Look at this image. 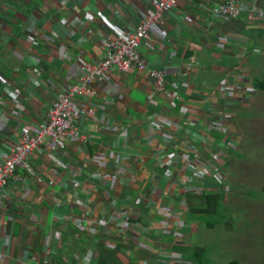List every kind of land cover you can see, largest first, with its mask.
Listing matches in <instances>:
<instances>
[{
    "label": "crops",
    "instance_id": "0c3cea01",
    "mask_svg": "<svg viewBox=\"0 0 264 264\" xmlns=\"http://www.w3.org/2000/svg\"><path fill=\"white\" fill-rule=\"evenodd\" d=\"M62 1L0 0V76L11 92L0 84V164L9 139L40 124L58 93L76 83L75 74L104 59L106 37L133 30L141 13L152 10L149 0ZM225 1L182 0L142 44L149 70L165 75L162 92L148 71H113L98 94L84 100L97 111L77 120L87 140L67 141L63 151L48 143L34 155L29 163L42 184L19 172L0 200V264H169L176 252L196 264L193 237L203 222L215 225L210 217L224 218L230 168L243 162V118L264 105V92L255 86L264 80V18L251 16L255 8L264 10V0H238L242 11L231 19L213 15L212 6ZM191 60L200 66L189 68ZM229 74L244 76L250 93L223 95ZM212 111L229 117L235 147L212 127ZM154 115L182 122L165 131L172 145L150 123ZM221 153L229 191L211 187L198 194L188 185L175 189L176 200L168 197V169L179 180L190 158L216 164ZM183 198L185 239L175 244L165 237L160 209H180Z\"/></svg>",
    "mask_w": 264,
    "mask_h": 264
},
{
    "label": "built area",
    "instance_id": "2783aa9c",
    "mask_svg": "<svg viewBox=\"0 0 264 264\" xmlns=\"http://www.w3.org/2000/svg\"><path fill=\"white\" fill-rule=\"evenodd\" d=\"M70 0H63L65 5ZM182 0H149L152 10L149 12L143 11L137 26L133 30H118L114 35L106 37L103 42L104 59L97 64L84 65L81 73H76V83L68 87L67 90L59 92L53 106L47 112L44 120L40 124H33L30 129L23 131L19 139L10 138L11 149L4 161L0 164V200L6 198L10 183L20 180L19 172L23 171L28 176L35 178L36 182L42 184L41 178L36 175L29 161L42 148L48 149L49 144L53 145L58 151H63L67 141L85 142L87 137L83 135L78 126L77 120L81 117L93 118L96 116V110L92 106L86 105V99L94 98L98 94V86L104 81L113 71L128 73L133 69L139 71H148L150 77L155 79V88L158 92H162L165 88V75L157 70L148 68V64L140 54V48L144 42L150 40L151 34L157 25L163 23V17L166 13L177 9ZM204 3V1H203ZM205 9L209 8L208 4L204 3ZM213 15L219 18H234L240 15L241 6L238 0H227L222 4L214 5L211 8ZM252 18H264V10L255 8L251 13ZM36 27L30 29V34H34ZM27 42L33 44V38L27 39ZM200 66L196 60L189 62V68ZM34 74L39 76L38 71ZM229 74L220 86V91L223 95L250 93L246 88V79L244 76H238L231 79ZM37 82H35L36 84ZM0 84L9 87V83L0 76ZM257 90V89H256ZM253 90V91H256ZM8 92L11 93L8 89ZM252 93V92H251ZM253 94V93H252ZM83 100L79 101V98ZM176 102H182L180 95H177ZM211 113V112H210ZM216 119L212 123V127L227 134L231 138L230 145H237V135L230 125L229 117L224 114H218L212 111ZM150 123L160 133L165 135L169 145L174 143V137L165 133L166 130L180 126L181 121L173 118H164L160 115L150 117ZM49 143V144H48ZM192 150L196 146L191 147ZM171 157L172 155L169 154ZM90 160V157H86ZM216 164H211L202 160L198 155L190 158L184 166V173L177 180L175 173L167 170V177L170 179L167 195L172 200H176L178 196L175 193L177 187L190 185L194 186L195 192L202 194L207 188L218 187L227 189L225 176L223 174L225 162L224 154L216 156ZM162 165L166 166L163 162ZM163 166V167H164ZM188 208L187 199H181L180 209H174L170 206H162L160 214L162 216V229L166 236H173L175 244H182L185 239V210ZM127 213H122L126 223L129 221ZM126 225L122 224L121 228ZM131 229L134 226H130ZM93 230V229H92ZM95 232V231H93ZM155 243L159 239L154 240ZM183 253H173V258L169 264H192ZM38 264H52L50 260H44Z\"/></svg>",
    "mask_w": 264,
    "mask_h": 264
},
{
    "label": "rangeland",
    "instance_id": "374dc122",
    "mask_svg": "<svg viewBox=\"0 0 264 264\" xmlns=\"http://www.w3.org/2000/svg\"><path fill=\"white\" fill-rule=\"evenodd\" d=\"M246 121L243 159L230 168L232 191L223 216L210 217L193 237L196 264H263L264 261V105ZM262 121V123L260 122Z\"/></svg>",
    "mask_w": 264,
    "mask_h": 264
},
{
    "label": "trees",
    "instance_id": "16d2710c",
    "mask_svg": "<svg viewBox=\"0 0 264 264\" xmlns=\"http://www.w3.org/2000/svg\"><path fill=\"white\" fill-rule=\"evenodd\" d=\"M256 88L259 89L260 91L264 92V80L258 81L255 84ZM264 264V261H263Z\"/></svg>",
    "mask_w": 264,
    "mask_h": 264
}]
</instances>
